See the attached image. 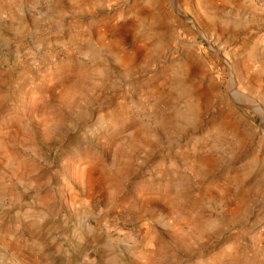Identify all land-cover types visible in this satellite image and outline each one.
Here are the masks:
<instances>
[{
	"label": "rangeland",
	"instance_id": "374dc122",
	"mask_svg": "<svg viewBox=\"0 0 264 264\" xmlns=\"http://www.w3.org/2000/svg\"><path fill=\"white\" fill-rule=\"evenodd\" d=\"M0 264H264V0H0Z\"/></svg>",
	"mask_w": 264,
	"mask_h": 264
}]
</instances>
